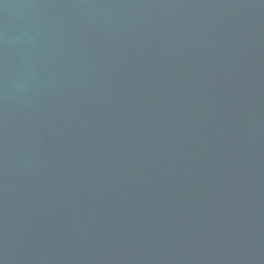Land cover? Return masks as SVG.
Masks as SVG:
<instances>
[{"label": "water", "instance_id": "water-1", "mask_svg": "<svg viewBox=\"0 0 264 264\" xmlns=\"http://www.w3.org/2000/svg\"><path fill=\"white\" fill-rule=\"evenodd\" d=\"M0 264H264V0H0Z\"/></svg>", "mask_w": 264, "mask_h": 264}]
</instances>
